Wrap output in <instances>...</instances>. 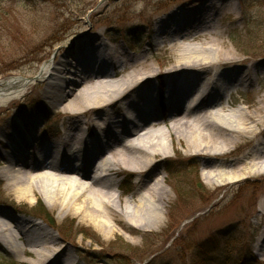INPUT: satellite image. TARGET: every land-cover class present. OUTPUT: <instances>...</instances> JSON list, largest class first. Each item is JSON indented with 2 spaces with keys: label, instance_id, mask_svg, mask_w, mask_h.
I'll return each instance as SVG.
<instances>
[{
  "label": "bare ground",
  "instance_id": "bare-ground-1",
  "mask_svg": "<svg viewBox=\"0 0 264 264\" xmlns=\"http://www.w3.org/2000/svg\"><path fill=\"white\" fill-rule=\"evenodd\" d=\"M189 23L167 27L159 21L160 36L149 43L150 50L169 54L164 70L169 122L164 110L159 118L161 113L153 110L160 102L150 87L162 72L146 52L131 57L116 48L96 61L91 56L98 44L88 43L73 63L65 61L61 68L45 64L38 82H43L51 110L69 115V121L52 139L40 134L37 121L9 115L13 147L1 170L7 185L25 198L40 191L48 208L77 215L109 239L117 226L133 233L165 224L171 197L162 165L170 142L177 141L185 156L201 161L209 186L264 172V90L247 108L232 101L239 90L255 89L258 67H242L224 41L208 39L215 30ZM35 84L22 77L0 81V108ZM237 151L241 155L233 156ZM125 173L134 176L136 190L125 200L120 193L117 201L119 185L113 176ZM263 209L264 199L260 215ZM40 223L25 221L21 228L0 215L2 245L13 254L33 255L36 263L71 264L61 263L67 249L59 254L57 234Z\"/></svg>",
  "mask_w": 264,
  "mask_h": 264
},
{
  "label": "rangeland",
  "instance_id": "rangeland-1",
  "mask_svg": "<svg viewBox=\"0 0 264 264\" xmlns=\"http://www.w3.org/2000/svg\"><path fill=\"white\" fill-rule=\"evenodd\" d=\"M189 20L196 28L215 30L208 39L224 41L242 67H258L260 81L255 89H241L232 98L243 108L254 103L264 90V0H0V81L36 79L45 64L52 62L61 68L65 61L73 63L83 46L94 43L99 47L91 56L96 61L116 48L131 57L146 52L153 67L162 72L150 87L157 96L167 89L164 70L169 57L167 51L150 50V41L160 36L156 35L157 23L165 21L167 27H173ZM51 106L43 82H37L25 96L0 108V215L21 228L25 221H33L52 229L59 239L58 253L67 249L61 254V263L190 264L192 248L220 231H237L243 238L240 249L251 250L264 264V213H259L264 172L228 185L216 180L209 186L201 161L185 156L177 141L168 144L170 155L162 165L171 202L160 228L129 233L117 226V233L107 239L94 224L77 215L59 207L48 208L40 191L20 197L1 177L5 155L13 147L8 121L11 117L37 121L41 135L56 138L69 115L54 113ZM260 139L264 142V136ZM113 178L119 185L114 193L117 201L122 192V200L134 194V176L125 173ZM39 203L57 227L40 217L35 210ZM35 260L31 254L11 253L0 239V264H42Z\"/></svg>",
  "mask_w": 264,
  "mask_h": 264
},
{
  "label": "trees",
  "instance_id": "trees-1",
  "mask_svg": "<svg viewBox=\"0 0 264 264\" xmlns=\"http://www.w3.org/2000/svg\"><path fill=\"white\" fill-rule=\"evenodd\" d=\"M197 187L199 188V186ZM201 191L203 192V190ZM35 210L50 226L57 227L55 220L43 204H37ZM62 232L68 235V231L62 230ZM237 233V231H220L210 236L192 248L194 256L190 264H260L254 258L251 250L240 249L243 238Z\"/></svg>",
  "mask_w": 264,
  "mask_h": 264
},
{
  "label": "water",
  "instance_id": "water-1",
  "mask_svg": "<svg viewBox=\"0 0 264 264\" xmlns=\"http://www.w3.org/2000/svg\"><path fill=\"white\" fill-rule=\"evenodd\" d=\"M38 77H39V76H38ZM38 77H37L36 79H34V81H38V80H39V78H38Z\"/></svg>",
  "mask_w": 264,
  "mask_h": 264
}]
</instances>
